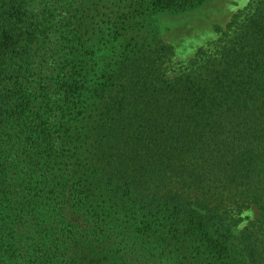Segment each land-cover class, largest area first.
Listing matches in <instances>:
<instances>
[{
	"label": "trees",
	"instance_id": "trees-1",
	"mask_svg": "<svg viewBox=\"0 0 264 264\" xmlns=\"http://www.w3.org/2000/svg\"><path fill=\"white\" fill-rule=\"evenodd\" d=\"M76 1L0 0V264H264V0L173 77L118 55V90L57 14ZM87 108L110 188L57 150Z\"/></svg>",
	"mask_w": 264,
	"mask_h": 264
},
{
	"label": "rangeland",
	"instance_id": "rangeland-1",
	"mask_svg": "<svg viewBox=\"0 0 264 264\" xmlns=\"http://www.w3.org/2000/svg\"><path fill=\"white\" fill-rule=\"evenodd\" d=\"M247 1L201 0L184 9H150L141 12L139 0H78L76 6L71 5L72 9L60 7L56 11L64 19L70 17L69 21L75 22L77 37L82 41L79 40L82 50L86 52L80 57L92 64L94 74H98L99 79L106 84V89L118 90L119 86L116 85L123 78L117 79L111 72L112 60H116L118 55L125 63L144 61L146 70L154 76L162 73L163 77H173L198 48L219 36L218 32L224 29L232 15ZM72 25L69 23V27ZM108 32L110 37L107 36ZM115 35L117 41L113 40ZM90 50L94 52L89 54ZM103 75L107 78H103ZM109 93H106V100L109 99ZM100 105L91 104L92 107ZM89 110L93 109L84 110L77 129L73 128L71 133L60 137L57 150L62 151V159L68 167L95 176L93 184L96 187L110 188L114 185H106L104 175L107 169L93 152V147L99 141V124L104 118L100 110ZM100 134L105 138L104 134H108V131L102 130ZM242 211L248 216L242 223L255 216L252 206Z\"/></svg>",
	"mask_w": 264,
	"mask_h": 264
}]
</instances>
